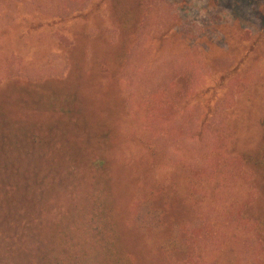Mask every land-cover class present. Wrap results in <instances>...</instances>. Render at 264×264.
<instances>
[{"label":"rangeland","instance_id":"374dc122","mask_svg":"<svg viewBox=\"0 0 264 264\" xmlns=\"http://www.w3.org/2000/svg\"><path fill=\"white\" fill-rule=\"evenodd\" d=\"M126 49L129 63L122 61ZM170 61L180 76L194 62L200 82L177 113V128L153 130L135 114L149 77ZM47 84L55 87L48 94L60 113L115 108L106 116L113 133L105 149L88 147L94 165L76 167L108 166L106 190L124 245L142 248L139 260L264 264L255 228L264 212V189L257 170L249 163L239 168L236 157L256 151L264 137V0H0L4 109L34 121L53 119L36 101L35 108L12 101L31 99L29 89L44 94ZM186 118L189 126L180 130ZM72 135L90 140L81 130ZM158 184H170L185 198L179 208L187 220L206 216L201 233L184 230L193 235V258L179 259L177 251L176 260H158L132 230L135 207ZM239 207L248 219L233 222L231 213Z\"/></svg>","mask_w":264,"mask_h":264},{"label":"trees","instance_id":"16d2710c","mask_svg":"<svg viewBox=\"0 0 264 264\" xmlns=\"http://www.w3.org/2000/svg\"><path fill=\"white\" fill-rule=\"evenodd\" d=\"M145 24H139V36ZM130 51L122 61L129 63ZM176 67L172 61L162 63L147 81L135 117L153 130L177 128V113L200 82L194 62L185 66L182 76ZM188 75L192 77L188 79ZM54 89L53 84H47L44 94L29 89L31 99L20 96L12 100L15 107L35 108L32 102H38L39 111L53 118L48 121L5 110L7 103L0 101V264H145L138 259L142 248L124 245L116 206L106 190L111 189L108 166L88 171L85 166L81 171L76 167L77 163L94 165L88 147L105 149L113 133L106 116H112L115 108L104 107L97 114L70 110L66 115L58 112L49 97L48 92ZM188 118L183 119L180 130L189 126ZM80 130L90 136L88 142L73 139L72 134ZM151 154L158 155L156 149ZM236 157L239 168L249 163L257 170L264 189V137L256 151ZM89 174H95L93 182ZM101 187L105 190L100 191ZM183 200L170 184H158L135 207L132 230L158 260H176L177 251L179 259L186 255L193 258L189 243L193 235L184 230L194 227L193 233L199 234L206 229V216L195 222L186 219V212L179 208ZM247 217L240 208L231 213L230 220L239 222ZM255 224L264 243V212Z\"/></svg>","mask_w":264,"mask_h":264}]
</instances>
